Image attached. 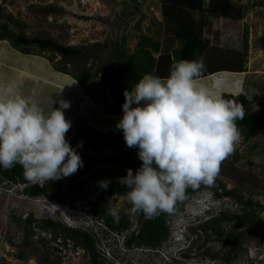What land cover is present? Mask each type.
<instances>
[{
  "label": "rangeland",
  "instance_id": "rangeland-1",
  "mask_svg": "<svg viewBox=\"0 0 264 264\" xmlns=\"http://www.w3.org/2000/svg\"><path fill=\"white\" fill-rule=\"evenodd\" d=\"M258 1L263 4H255ZM240 2L249 6L244 18H212V27L220 34V44L214 45L210 36L205 39L210 47L234 50L248 29L247 70L234 72L204 65L197 82L218 97L236 100L245 112L259 114L264 110V0ZM0 10L3 19L14 18L15 24L11 25L14 31L23 30L29 36L50 37L81 47L79 53L69 55L36 45L30 47V53L15 47L19 53L14 55L9 47L8 50L0 47V58L2 62L7 60L8 66L6 70L0 63V94L6 98L23 96L37 102L45 111L52 106L60 107L61 100L69 102L64 114L72 126L66 139L84 163L78 169L79 175L77 171L61 180L63 187L87 181L81 195L73 194V198L65 201L58 196L28 195L23 192L25 184L1 182L0 264H90V256L72 240L64 243L62 236L54 239L39 227L42 218L62 219L69 225L89 230L106 258L118 255L119 261L130 264H264V129L253 130L247 136V130L238 127L240 141L235 152L221 163L214 183L201 184L204 189L191 194L185 207L172 216V230L178 223L186 231L187 246L181 251L170 246L172 235L159 248L161 252L127 244L129 233L141 227L142 219L140 213H131L126 194L106 198L108 206L117 207L119 214L130 219L131 226L123 233L108 230L85 207L93 200L91 191L98 179L105 175L124 177L129 168L135 174L142 161L138 147H128L123 131L117 128L123 112L113 115L105 107L111 101L109 87L100 77L82 85L74 74L85 68L101 67L103 72L112 69L123 60L119 55L121 48L127 49L125 54L131 53L141 34L163 39L160 0H0ZM12 68L19 70L15 72ZM79 127L86 130L90 142L80 148L72 140ZM231 188L254 202L257 216L253 223L225 222L223 235L209 237L197 227L202 221L187 219L191 210H199L206 202H212V198H218L215 203L220 206L215 214L224 207L229 209V214L240 212L242 204L233 195L224 193ZM27 218L35 221L30 224ZM230 230L236 232L231 243L224 239Z\"/></svg>",
  "mask_w": 264,
  "mask_h": 264
},
{
  "label": "clouds",
  "instance_id": "clouds-1",
  "mask_svg": "<svg viewBox=\"0 0 264 264\" xmlns=\"http://www.w3.org/2000/svg\"><path fill=\"white\" fill-rule=\"evenodd\" d=\"M204 67L202 61L173 59L168 77L145 74L131 91H124L117 128L128 147H138L142 161L135 174L129 168L118 178L129 189L126 199L133 214L148 219L173 214L177 202L186 199V190L212 185L221 163L235 152L240 141L236 121L244 119V107L199 84ZM69 107L61 100L60 107L45 111L23 96L0 94V166L7 170L19 164L24 179L41 186L76 173L84 162L66 139L72 125L64 109ZM99 184L107 189L109 181ZM215 199L191 210L187 219L201 222L213 216L220 208ZM106 212L119 222L117 207ZM171 235L172 248L187 246L186 231L178 223Z\"/></svg>",
  "mask_w": 264,
  "mask_h": 264
},
{
  "label": "trees",
  "instance_id": "trees-1",
  "mask_svg": "<svg viewBox=\"0 0 264 264\" xmlns=\"http://www.w3.org/2000/svg\"><path fill=\"white\" fill-rule=\"evenodd\" d=\"M255 4L262 5L263 2L258 1ZM160 9L164 22L163 39H155L147 34H141L131 53L125 54L127 49L121 48L119 55L123 60L112 69L103 72L101 67L95 69L85 68L74 74V77L82 85L87 84L93 77L102 79L109 87L111 101L105 107L110 114L119 115L123 112L124 91H131L134 84L143 75L150 73L160 77H168L173 59L177 61L181 59L202 61L204 65L234 72L247 70L248 29L244 30L242 43L234 46V50H222L215 46L210 47L209 42L205 39L206 36H210L214 45L220 44V34L218 30L213 29L212 18L242 19L249 11L247 4L240 2V0H160ZM12 24H15L14 18L8 16L7 20L3 19L2 10H0V39H9L14 47L24 53H30V47L33 45L41 49L60 52L64 55L77 54L81 51V47L77 45L63 44L50 37L29 36L23 30L14 31ZM236 49L242 52L239 53ZM240 97L245 100L243 94H240ZM236 123L238 127L245 128L247 136H249L253 130L264 129V110L259 114L245 112L244 119L237 120ZM72 140L74 146L78 148L90 144L86 136V130L83 127L77 129ZM79 174L80 171L77 172V175ZM103 180L109 181L107 189L102 188L99 184ZM3 181L25 184L23 192L28 195L58 196L62 200L81 195L87 183L86 180H80L75 184L72 183L71 186L63 187V181L59 179L47 181L43 186L40 184L33 185L24 179L23 168L19 164L7 170L0 166V183ZM202 189H204L202 185L196 189L188 188L186 199L177 202L173 214L161 213L155 218L148 219L143 213H140L139 217L142 219V225L138 230H132L129 233L126 240L127 244L160 250L159 248L172 234L170 225L172 216L185 207L191 194ZM128 190L126 185L119 183L118 178L105 175L98 179L94 185L91 191L93 200L86 204V208H90L108 230L123 233L131 226L130 219L120 214L119 222H116L106 212L109 207L106 204V198L116 194L125 195ZM224 193L233 195L236 202L242 204L240 212L229 214V209L224 207L221 208L219 213L199 223L197 227L209 237L211 234L223 235L225 233V222L235 221L240 225H249L256 220L257 211L254 209L252 199L242 198L232 188L225 190ZM26 221L32 224L35 219L27 218ZM38 226L48 231L54 239L60 235L63 237L64 243L72 240L75 246L83 248L90 256V264H130L129 262L119 261L116 258L118 255L106 258L98 249V242L94 234L89 230L69 225L61 219L54 221L49 218H42ZM235 237L236 232L230 230L224 239L231 243Z\"/></svg>",
  "mask_w": 264,
  "mask_h": 264
},
{
  "label": "crops",
  "instance_id": "crops-1",
  "mask_svg": "<svg viewBox=\"0 0 264 264\" xmlns=\"http://www.w3.org/2000/svg\"><path fill=\"white\" fill-rule=\"evenodd\" d=\"M10 44L8 43V41L6 40V39H0V47H4V49L5 50H8V47L11 49V51L13 52V54L14 55H17L19 52H18V50L11 44L10 46H9ZM2 60L3 59H1L0 58V63H2L1 65L2 66H5V69H6V67H8L7 65H6V62H7V60H5L4 62H2ZM4 63V64H3ZM13 69V68H12ZM22 69V68H21ZM7 70V69H6ZM19 70V69H18ZM18 70H16V69H13V71H15V72H17Z\"/></svg>",
  "mask_w": 264,
  "mask_h": 264
}]
</instances>
